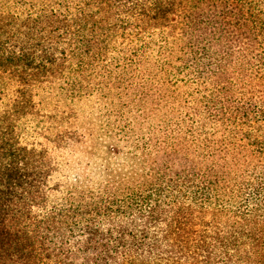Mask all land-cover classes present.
Segmentation results:
<instances>
[{"label": "trees", "instance_id": "16d2710c", "mask_svg": "<svg viewBox=\"0 0 264 264\" xmlns=\"http://www.w3.org/2000/svg\"><path fill=\"white\" fill-rule=\"evenodd\" d=\"M94 92L159 122L50 186ZM0 264H264V0H0Z\"/></svg>", "mask_w": 264, "mask_h": 264}, {"label": "rangeland", "instance_id": "374dc122", "mask_svg": "<svg viewBox=\"0 0 264 264\" xmlns=\"http://www.w3.org/2000/svg\"><path fill=\"white\" fill-rule=\"evenodd\" d=\"M82 100L74 105L75 108H81L76 110L81 113L78 117L79 132H86L82 143L61 149L47 145L40 135L30 132L29 136L25 135L29 142L48 148L54 165L49 178L50 186L58 184L63 188L65 185L78 184L84 188L97 189L103 182L104 170L127 163L123 153L132 149V140L152 134V129L159 122L158 116L147 111L149 105L144 114L135 113L136 108L145 102L133 99V94L120 98L112 93L104 99L102 94L94 92ZM123 101L127 102L126 106L120 105ZM121 126L130 128L129 139H126L124 131H119Z\"/></svg>", "mask_w": 264, "mask_h": 264}]
</instances>
